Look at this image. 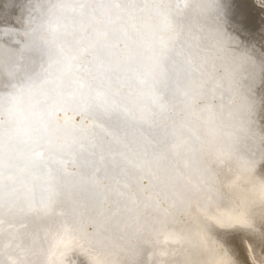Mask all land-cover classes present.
<instances>
[{"label": "snow or ice", "instance_id": "1", "mask_svg": "<svg viewBox=\"0 0 264 264\" xmlns=\"http://www.w3.org/2000/svg\"><path fill=\"white\" fill-rule=\"evenodd\" d=\"M257 250L264 0H0V264Z\"/></svg>", "mask_w": 264, "mask_h": 264}, {"label": "rangeland", "instance_id": "2", "mask_svg": "<svg viewBox=\"0 0 264 264\" xmlns=\"http://www.w3.org/2000/svg\"><path fill=\"white\" fill-rule=\"evenodd\" d=\"M69 115H71V113H69ZM73 115V114H72ZM71 115V116H72ZM264 252H260L259 250H257V255H256V259L254 261V264H264V254H262ZM259 257V258H258ZM258 259V260H257ZM261 259V260H260ZM260 260V261H259ZM259 261V262H258ZM263 262V263H262ZM250 264H252V262H250Z\"/></svg>", "mask_w": 264, "mask_h": 264}, {"label": "bare ground", "instance_id": "3", "mask_svg": "<svg viewBox=\"0 0 264 264\" xmlns=\"http://www.w3.org/2000/svg\"><path fill=\"white\" fill-rule=\"evenodd\" d=\"M70 113H71V112H70ZM71 115H72V113H71ZM71 115H69V116L71 117ZM262 254H264V253H262ZM256 258H257V257H256ZM258 258H259V257H258ZM257 260H258V259H257ZM260 260H261V259H260ZM260 260H259V261H260ZM259 261H258V262H259ZM262 263H263V262H262ZM252 264H254V262H252ZM259 264H260V263H259Z\"/></svg>", "mask_w": 264, "mask_h": 264}]
</instances>
